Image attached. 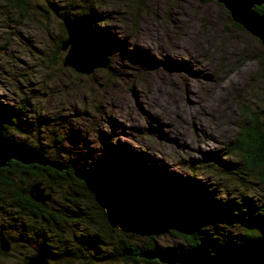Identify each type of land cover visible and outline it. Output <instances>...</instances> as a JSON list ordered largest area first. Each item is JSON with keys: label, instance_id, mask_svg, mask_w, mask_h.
Returning a JSON list of instances; mask_svg holds the SVG:
<instances>
[{"label": "rangeland", "instance_id": "1", "mask_svg": "<svg viewBox=\"0 0 264 264\" xmlns=\"http://www.w3.org/2000/svg\"><path fill=\"white\" fill-rule=\"evenodd\" d=\"M49 1L59 13L67 9L74 17L93 7L98 14L94 30L115 50L107 68L84 75L63 66L66 52L59 46L67 34ZM25 100L31 124L24 132L12 130L13 139L44 146L48 157L74 172L87 170L109 183L110 192L141 195V202L154 211L173 210L184 197L154 191L147 168L161 181L208 187L214 197L245 195L264 201V189L252 176L242 175V185L223 168L237 161L231 145L239 126L251 113L264 111V51L215 0H33L26 16L0 0V103L15 106ZM36 118L40 121L35 124ZM24 177L17 178L19 186L33 185ZM67 189L45 190L48 203L53 202L50 212L62 216L58 229L54 225V232L43 234L55 254L61 245L73 252L80 248L75 238L86 235L89 225L72 214L91 212L107 214L114 235L138 245L155 239L159 249L174 252L188 245L164 225L122 224L100 204L73 208L63 199ZM8 211L28 228H43L16 209ZM8 222L0 219V235L11 241L18 235ZM28 228L21 230L32 238ZM220 231L232 243L244 235L236 226L216 227L214 234ZM87 249L91 245L80 248L92 258L90 263L69 256L48 264H117L99 260L95 249ZM98 249L108 251L101 244ZM29 257L28 248L12 242L0 264H24Z\"/></svg>", "mask_w": 264, "mask_h": 264}, {"label": "trees", "instance_id": "2", "mask_svg": "<svg viewBox=\"0 0 264 264\" xmlns=\"http://www.w3.org/2000/svg\"><path fill=\"white\" fill-rule=\"evenodd\" d=\"M31 1L33 0H8L11 5H15L20 10L23 16L28 15L30 12ZM48 4L55 13H58V17L61 21L64 17L79 18L86 14H95V17L98 18V14L93 10V7L86 8L87 10L84 9L81 15L74 17L70 10L66 9L62 13H59V8L54 5V3L49 1ZM263 11L264 6L255 8L257 14H261ZM61 27L63 32H65L63 23ZM238 28L242 29L239 25ZM63 42L64 41H61L60 43V50ZM29 108L30 106L27 100L15 106H3V104L0 103V115L7 120L3 130L4 136L16 144L40 152L50 161L62 164L66 169L62 172H58L50 167L34 165L31 166V170L25 171L17 162H11L8 167L0 169V219L8 220L11 230H15V228L19 226V229L24 228L27 232L28 225L25 222L21 224L20 220L13 216L14 213L12 214L8 211L9 209L11 211L19 209V213L29 216L33 223L39 222V225L43 227L40 228L41 230L35 229V226H29L28 229L32 232L33 237H27L25 235L26 232L21 230L22 238H25L26 245H24V247L30 250L31 256L35 255V249L37 248L45 252L47 264L48 262H55L56 260L68 261L69 256L76 260H87L89 261L88 263H90L92 258L86 256V253L84 254L80 250L83 245H86V248L91 245V249L87 250L95 249L93 253L101 256L100 258L98 257L99 260L117 264H159L156 261L148 262L139 258V255L144 251L159 250L155 239L150 240L149 243L138 245L135 241L133 242V240L122 234H117L118 236H115L113 228L108 225L106 214L102 212L86 213L85 216L83 214L81 216L72 214L74 215L72 218H76L78 223L84 222V224L91 227H86L83 231H86V235L83 234V236L75 238V242H77V245L79 244L80 248L73 252L67 249L66 245H61L62 249L59 250V254H55L51 251L52 248L49 244L51 241L48 240L47 235L43 234L54 232L53 228L55 226L54 229H58V225L62 222V216L59 211L50 212L51 209L49 206L53 205L52 201L49 203L47 202L45 205L34 201L29 195L30 188L36 184H41L42 189L45 190L68 185L67 192L64 193L65 196L63 199L69 206L80 208L82 204L88 205V203H91L94 205V208H96L95 206L98 205V198L102 197V193L107 192L109 183L99 181L97 178L91 176L87 170L81 171L84 180H80L76 178L75 175L78 172H74L72 166L59 161L58 158L48 157L47 152L44 150V146L37 145L30 147L25 141L19 142L13 139L10 134L12 130L24 132V126H29L31 124L30 115L32 112ZM38 120L40 121V119H37L34 123L36 124ZM231 151H233V156L237 158V161L232 164L230 163L228 166L224 165V170L227 169L225 174L231 177H237V180L241 182L242 185H244V182H242L244 180L242 175L252 176L264 189L263 110L261 112L251 113L247 120L242 122L239 126L237 138L231 145ZM217 162L221 161L217 158ZM146 170L149 172L148 175H150L148 185L149 187L153 186L154 191H158L166 196L174 195L176 197H184V199L175 203V209L173 210L158 209L154 211L148 207L161 217L185 221L189 224L190 231L193 233L192 236L185 237L174 232L177 237L183 238L188 242L186 249L181 251H186L189 248L197 246L202 238H210L229 247H240L264 238V201L260 199L256 200L245 195H242L240 199L235 198L233 200L230 195H226L225 197H214V191L210 190L208 187L203 188L202 186H198L197 183L177 184L176 182L161 181L152 169L147 168ZM20 176L23 179L25 178L24 176H28V179L33 180V185L26 187L19 186L17 178H20ZM109 180L113 181V178L110 177ZM69 182H71V185H69ZM235 191L240 192V190ZM146 192L147 191H145V193ZM110 193L112 195L118 193V191L113 189ZM131 196L141 199V195L139 194L132 193ZM5 203L6 205H4ZM71 213H73V211H71ZM225 226H236L244 231V235H242L237 242L232 243L230 242L231 240L226 238L228 236L224 235L223 232L220 231L214 234V229L216 227L218 229H225ZM221 234L225 238H217L215 236ZM10 239L12 241L15 238ZM0 241L8 242V238H4L3 235H0ZM60 243L62 244L61 241ZM100 244L108 248V251L105 253L101 252L98 249ZM7 254L8 253H3L0 249V255L7 256ZM26 260L24 264L27 263Z\"/></svg>", "mask_w": 264, "mask_h": 264}, {"label": "water", "instance_id": "3", "mask_svg": "<svg viewBox=\"0 0 264 264\" xmlns=\"http://www.w3.org/2000/svg\"><path fill=\"white\" fill-rule=\"evenodd\" d=\"M215 1L225 8L235 24L260 41L264 51V11L261 14L255 12L256 7L264 6V0ZM95 18L94 14H86L79 18L62 19L67 34V39L61 46V51L66 52L63 66L84 75L91 74L95 69L107 68L109 58L115 51L94 30ZM6 122V118L0 115V168H6L11 161H16L25 166L50 167L58 172L66 169L62 164L50 161L40 152L7 139L3 131ZM75 176L84 180L80 172ZM29 195L43 205L50 200L41 184L33 185ZM141 201L131 195L117 193L111 195L107 190L98 198V205L106 206L116 213L122 224L141 225L147 228L164 225L185 237L193 235L187 222L161 217ZM0 249L3 253H8L9 242L0 241ZM139 258L148 262L156 261L159 264H264V238L240 247H229L210 238H202L197 246L186 251L174 252L169 249L144 251ZM26 264H47V256L43 250L37 248L35 255L29 257Z\"/></svg>", "mask_w": 264, "mask_h": 264}, {"label": "flooded vegetation", "instance_id": "4", "mask_svg": "<svg viewBox=\"0 0 264 264\" xmlns=\"http://www.w3.org/2000/svg\"><path fill=\"white\" fill-rule=\"evenodd\" d=\"M67 39V38H66ZM11 162H16V161H11ZM10 162V163H11ZM10 163H9V165H10ZM18 163V162H17ZM20 164V163H19ZM8 165V166H9ZM22 167V169L23 170H25V171H28V170H31V166H34V165H30V166H25V165H22V164H20ZM36 166V165H35ZM0 169H3V168H0ZM17 212H19V209H17ZM19 229V226H18V228H17V230ZM20 231L17 233L16 232V230H14V234H17L18 235V237L16 238L15 237V239L14 240H12V241H9L8 240V242H9V244H11L12 242H14V243H22L23 245H26V243H25V238H22V231H21V228L19 229ZM24 237V236H23ZM34 256V255H33ZM32 257V256H31ZM28 259V258H27ZM27 261V260H26Z\"/></svg>", "mask_w": 264, "mask_h": 264}, {"label": "bare ground", "instance_id": "5", "mask_svg": "<svg viewBox=\"0 0 264 264\" xmlns=\"http://www.w3.org/2000/svg\"><path fill=\"white\" fill-rule=\"evenodd\" d=\"M95 15V14H94ZM97 20V19H96ZM142 38H143V35L142 36H140V40H142ZM154 63H155V61H154ZM161 63V62H160Z\"/></svg>", "mask_w": 264, "mask_h": 264}]
</instances>
